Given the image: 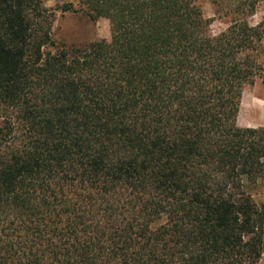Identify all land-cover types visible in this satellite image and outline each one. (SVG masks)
Listing matches in <instances>:
<instances>
[{
    "label": "trees",
    "instance_id": "trees-1",
    "mask_svg": "<svg viewBox=\"0 0 264 264\" xmlns=\"http://www.w3.org/2000/svg\"><path fill=\"white\" fill-rule=\"evenodd\" d=\"M45 1L0 0V264H256L264 127L237 116L264 23L77 0L110 39L67 46Z\"/></svg>",
    "mask_w": 264,
    "mask_h": 264
},
{
    "label": "rangeland",
    "instance_id": "rangeland-1",
    "mask_svg": "<svg viewBox=\"0 0 264 264\" xmlns=\"http://www.w3.org/2000/svg\"><path fill=\"white\" fill-rule=\"evenodd\" d=\"M250 0H198L205 16L211 21L212 32H219L233 20L246 18L252 26L264 23V0H256L253 10L247 8ZM252 1V0H251ZM67 3L75 10L63 11ZM44 7L53 13L51 37L55 44L86 45L97 40L110 39V25L105 18H90L78 10L77 0H47ZM264 45V39H263ZM264 69V54L259 59ZM237 125L240 127H264V80L257 78L247 86L241 97ZM255 203L264 207V179L251 188ZM256 264H264V252Z\"/></svg>",
    "mask_w": 264,
    "mask_h": 264
}]
</instances>
